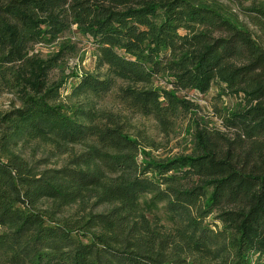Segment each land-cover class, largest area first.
Segmentation results:
<instances>
[{
  "label": "trees",
  "instance_id": "1",
  "mask_svg": "<svg viewBox=\"0 0 264 264\" xmlns=\"http://www.w3.org/2000/svg\"><path fill=\"white\" fill-rule=\"evenodd\" d=\"M242 12L260 41L215 3L0 1V75L21 94L0 114V264H264V1ZM72 28L95 64L63 97L61 53L29 50ZM211 88L240 100L218 110L224 131L196 124L166 160H138L126 116L98 107L113 96L167 132L196 108L177 93ZM36 141L67 163L38 170L19 152Z\"/></svg>",
  "mask_w": 264,
  "mask_h": 264
},
{
  "label": "rangeland",
  "instance_id": "2",
  "mask_svg": "<svg viewBox=\"0 0 264 264\" xmlns=\"http://www.w3.org/2000/svg\"><path fill=\"white\" fill-rule=\"evenodd\" d=\"M2 1V0H0ZM191 3L201 6L217 4L226 8L233 18L242 23L257 39L260 34L257 27L251 23L242 9L250 6H258L264 0H189ZM264 44V43H262ZM29 50V56H37L42 61H48L61 53L57 66L50 74V80L53 85H61L63 97L68 88L74 84L75 78L81 73H91L94 71L95 57L91 41L78 33L74 28L69 33L61 36L52 45L37 44ZM11 76L0 75V114L19 107L21 105V94L12 88ZM158 88L170 90L165 80L159 79L154 82ZM66 89V93H64ZM178 98L182 97L191 101L196 108L193 115L181 118L167 132H164L156 121L151 118L140 116H130L125 113L121 107L114 102L113 96L101 100L98 107L103 111L112 114H123L126 117V129L128 134L141 143V149L148 157L141 154L138 160L142 158L159 161L170 159L172 157L186 155L191 150L192 132L195 125L207 126L209 129L215 128L224 131L221 127V119L218 110L234 111L240 100L232 96L218 95L215 88H211L206 94L196 92L177 93ZM71 101V100H70ZM68 102V100H65ZM74 102V100H73ZM70 104V103H68ZM124 120V119H122ZM79 151V146H74L73 151ZM19 152L30 163L34 164L38 170L54 169L67 163L68 155L65 151L53 149L43 142H31L19 147ZM98 208L95 212H101Z\"/></svg>",
  "mask_w": 264,
  "mask_h": 264
}]
</instances>
